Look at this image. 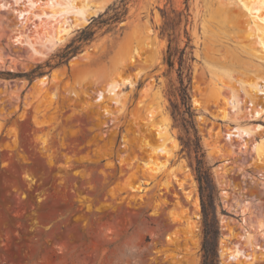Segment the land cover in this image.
I'll use <instances>...</instances> for the list:
<instances>
[{
	"label": "rangeland",
	"instance_id": "1",
	"mask_svg": "<svg viewBox=\"0 0 264 264\" xmlns=\"http://www.w3.org/2000/svg\"><path fill=\"white\" fill-rule=\"evenodd\" d=\"M32 1L28 17L19 11L25 0H0V264H201V191L188 141L193 129L188 125L187 131L180 115L172 114L171 102L179 103L171 92L178 80L164 61L167 37L160 34L161 11L184 12L185 0H129L114 29L97 28L57 66L46 63H54L94 15L35 55L27 42L55 30L60 17L45 11L48 0ZM117 1L104 0L96 15ZM186 3L192 123L211 178L215 259L238 264L227 262L226 245L239 244L237 258L243 260L250 255L244 237L264 244V223L244 222L249 211L231 204L249 201L250 210L264 217V170L251 145L264 132V50L254 36L248 38L250 15L237 1ZM183 26L184 17L179 47L186 40ZM16 34L25 39L17 40ZM249 45L258 54L247 51ZM119 71L135 84L118 90L122 111L106 110L95 100L98 89ZM228 75L237 87L240 78H257L263 86L255 94L259 115L252 114L242 91L223 104L227 87L218 79ZM149 109L155 112L151 122ZM163 117L177 146L162 173L150 177L144 161L159 142L153 126ZM236 121L255 130L240 136ZM243 138H250L247 147ZM138 184L146 190L130 188ZM248 260L264 264V255Z\"/></svg>",
	"mask_w": 264,
	"mask_h": 264
},
{
	"label": "bare ground",
	"instance_id": "2",
	"mask_svg": "<svg viewBox=\"0 0 264 264\" xmlns=\"http://www.w3.org/2000/svg\"><path fill=\"white\" fill-rule=\"evenodd\" d=\"M18 1H21V0H14L15 3L16 2L18 3ZM25 1L26 2H24L23 7L19 11L21 12V14L23 12L29 13V14H26L28 16L34 12V10H33V2L34 1H32V0H25ZM235 1L240 3L249 12L250 18H248L249 23H248V28H247L248 38L254 36L255 39H257V42L260 45V47L264 50V0H235ZM103 2H104V0H48L47 1V8L48 9H46V7H45V9H46L45 11L48 10L51 13V15L59 16L60 17L59 24L55 30L43 33L42 39H36L34 42L31 41V43L26 41L27 43L30 44L31 51L35 55L41 54V53H43V51L45 49H47L49 46L53 45L54 40L62 41L64 39V37L66 35H68L74 27H79L81 25L86 24L92 15H96L98 11L102 10ZM39 11L42 14L45 13L44 9H42V8H39ZM260 11H261V13H258ZM16 35H17L16 36L17 40L23 41L24 37L22 38L21 34L20 35L16 34ZM250 48L251 47L249 45V48L247 51H249ZM251 49H253V47ZM134 52L136 53V51H134ZM249 52L250 53L254 52V53L258 54L259 51L258 50H254V51L250 50ZM130 60L131 61L134 60V54H132L130 56ZM222 72H223V70H222ZM225 72H227V71H225ZM136 74L138 76L140 74V72H137ZM225 75L227 76V74H225ZM219 76H221V75H219ZM45 77H43L42 79H38L39 80L38 84L40 86L42 84L44 85ZM222 77H223V75H222ZM232 80L233 79H232V77H230V75H228L226 80H225V78L223 79L221 77L218 79V83H221L223 87L224 86L227 87L228 98L223 97L224 98L223 104L227 105L229 103V101L231 100L230 98H232L234 100V98H236L238 96L239 91H242L245 99H248V101H246V100L245 101H246V104L251 106L250 110L252 111V114L255 116L259 115L262 112V106L256 102L257 98H256L255 94L259 93V91L262 93L263 86H262V88L259 87L257 78H249V79H241L240 78L237 81L239 83L238 87L236 86L235 82H233ZM125 84H130V86L133 87L135 84L134 78H132L130 76H122L120 71L118 73L112 75L111 77L108 78L106 83L104 85H102L103 87L100 86L101 88L98 89L97 97L95 99L96 102L101 103L103 105L104 109H106V110H109V109H112V110L115 109L116 110L117 109L119 111L120 110L122 111V109L124 107V103H122L123 101L121 100L122 94L119 93L118 90L122 86H124ZM104 92L107 93V97L104 96ZM263 93H264V91H263ZM193 100H194L193 101L194 103H196V104L198 103L197 102L198 100L197 101L195 99H193ZM110 102L113 103L114 105H111ZM154 113L155 112L153 109H149L147 112V120H149L151 122V120L154 117ZM226 115L227 114L225 113L224 117H226ZM162 119L163 120L161 121V123L159 122L160 124L156 123V125L153 126L154 130H155L154 133H155L157 139L159 140V142L156 145L152 146L151 151L149 153L148 160L144 161L145 170H147V173L149 174L150 177H156L157 174L162 173V171L166 168L167 163L172 158L173 151L175 150V148L177 146L176 138H174L172 136V134H170L168 131L169 120H166V118H164V117ZM259 127L260 126H258L257 129ZM253 128L255 130V126L252 127V126H247V125H241L240 123L237 122V125L235 126L234 130L239 132L240 136H241V134L246 136L251 130H253ZM243 135H242V137H243ZM243 141L245 142V144H244L245 147H247V145H249L250 138L244 139ZM169 142L172 143V145H169L170 144ZM251 143H252L251 144L252 149L255 152V156H256L258 166H260V168H263V170H264V132H263L262 137H260L258 140H255V139L251 140ZM160 155H164L165 159L164 160L158 159V157ZM127 182H129V181H127ZM140 186H139V184L135 185V186L130 185V188L133 189V191L144 192L146 190V186H143V187L142 186L140 187ZM234 203L235 204L237 203L236 204L237 206L238 205L241 206L240 208H242V211H244V212L249 211L250 214L248 217L246 215V217L244 218V222H247V218H249L251 220L250 222L252 224L254 222H256L259 227L263 226L264 217L260 214H254V210H250L251 206H250L249 201H244L241 203V202H238L237 200H233L231 202V204L233 205ZM187 226L189 228L194 227L195 230L197 228L196 225L193 226L189 222H188ZM166 237L169 239L171 238L168 235H166ZM244 238H245V245H247L250 248V252L248 253L250 255L248 257H246L245 259L241 260V258L240 259L237 258V254L240 251L239 244H234L233 246H227L225 244L227 246V247L225 246V249L227 248V251H223V252H225V254H226V255L225 254L224 255L226 257L227 262L230 260L231 261L235 260L236 263H238V264H250V261L248 259L255 260L257 253L260 255H264V244H260L258 242L257 238H255L254 236L249 235V234ZM171 239H173V238H171ZM177 240L178 239L175 238V240H173V242L176 243ZM262 259H263V257H262Z\"/></svg>",
	"mask_w": 264,
	"mask_h": 264
},
{
	"label": "trees",
	"instance_id": "3",
	"mask_svg": "<svg viewBox=\"0 0 264 264\" xmlns=\"http://www.w3.org/2000/svg\"><path fill=\"white\" fill-rule=\"evenodd\" d=\"M129 0H118L110 5L102 14L93 17L89 24L80 29L75 38H73L69 44L59 53L55 55L54 63H46L49 66H57L64 62H67L71 55H74L77 50L85 43L93 38L96 29L104 28V31L112 30L128 11ZM187 0H185V9L183 11H175L171 9L169 15L165 10H162L163 22L160 26V34L167 37V48L165 51L164 61L168 68L174 69L177 74L178 86L174 88L172 94L179 100V103L171 102L172 114H179L182 120V124L188 131L189 126L193 129L191 134L193 137L188 141L192 145L193 151L196 157L195 173L196 179L199 183V189L201 191V210L203 220V241H202V262L201 264H216V244H217V221L214 210V205L211 200L210 186L211 178L208 168L203 160V151L200 144L199 136L194 129L192 123L193 110L190 103V66L187 63V49L191 47L190 38L186 30L187 23ZM184 17L183 33L186 37L185 43L182 47L178 45V39L180 36V25L182 18ZM95 26V27H94ZM40 73V72H39ZM6 75H21L15 74L10 71L5 72ZM22 75H29L28 73ZM181 104V106H180ZM182 107V108H181ZM189 125V126H188ZM208 188L207 194H204V190Z\"/></svg>",
	"mask_w": 264,
	"mask_h": 264
},
{
	"label": "water",
	"instance_id": "4",
	"mask_svg": "<svg viewBox=\"0 0 264 264\" xmlns=\"http://www.w3.org/2000/svg\"><path fill=\"white\" fill-rule=\"evenodd\" d=\"M94 16H97V15H94ZM94 16H93V17H94ZM93 17H91V19H92ZM91 19H90V20H91ZM89 22H90V21H89Z\"/></svg>",
	"mask_w": 264,
	"mask_h": 264
}]
</instances>
